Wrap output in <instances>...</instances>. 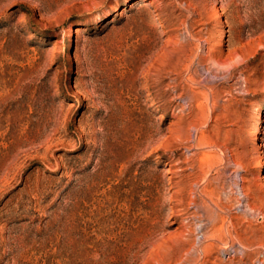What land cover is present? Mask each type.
Wrapping results in <instances>:
<instances>
[{
    "label": "rangeland",
    "instance_id": "374dc122",
    "mask_svg": "<svg viewBox=\"0 0 264 264\" xmlns=\"http://www.w3.org/2000/svg\"><path fill=\"white\" fill-rule=\"evenodd\" d=\"M0 264H264V0H0Z\"/></svg>",
    "mask_w": 264,
    "mask_h": 264
},
{
    "label": "bare ground",
    "instance_id": "6f19581e",
    "mask_svg": "<svg viewBox=\"0 0 264 264\" xmlns=\"http://www.w3.org/2000/svg\"><path fill=\"white\" fill-rule=\"evenodd\" d=\"M217 45H220V42H218V44ZM257 146H260L259 144L257 145ZM236 149V148H235ZM232 150V149H231ZM238 152V151H237ZM232 155V154H231ZM230 159V158H229ZM227 163H228V161H227ZM233 174V173H232ZM230 176V175H229ZM207 192H208V190H207ZM217 195V194H216ZM244 196H245V194H244ZM249 197V196H248ZM208 198V197H207ZM209 201V200H208ZM216 204V203H215ZM237 206V205H236ZM238 206H241L240 205V203H238ZM219 209V208H218Z\"/></svg>",
    "mask_w": 264,
    "mask_h": 264
}]
</instances>
